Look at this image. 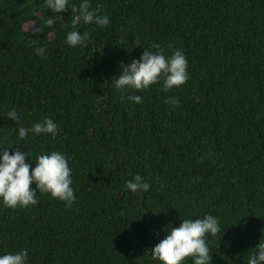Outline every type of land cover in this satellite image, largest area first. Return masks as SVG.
Listing matches in <instances>:
<instances>
[{
  "label": "trees",
  "instance_id": "obj_1",
  "mask_svg": "<svg viewBox=\"0 0 264 264\" xmlns=\"http://www.w3.org/2000/svg\"><path fill=\"white\" fill-rule=\"evenodd\" d=\"M89 4L107 27L76 23L67 8L58 16L44 0H0V147L33 163L63 153L76 196L71 207L41 193L34 206H0V254L26 250L28 264H159L151 250L162 229L207 214L219 221L206 237L210 264H246L264 239V0ZM73 30L89 35L83 46L65 43ZM146 49L181 51L188 79L122 100L120 65ZM46 117L55 137H18ZM136 174L147 192L126 189Z\"/></svg>",
  "mask_w": 264,
  "mask_h": 264
},
{
  "label": "clouds",
  "instance_id": "obj_2",
  "mask_svg": "<svg viewBox=\"0 0 264 264\" xmlns=\"http://www.w3.org/2000/svg\"><path fill=\"white\" fill-rule=\"evenodd\" d=\"M70 9L75 13L73 19L76 23H94L103 29L109 23L107 15H97L90 10L89 0H81L79 6L69 5V0H44V9H50L52 13L64 12ZM59 16V15H58ZM47 25L51 26L54 21L48 19ZM39 27L34 26L33 34L39 32ZM90 37L87 33L70 31L66 34L65 43L69 47L83 46ZM141 45L138 42L136 46ZM37 56L43 57L46 53L44 47H37ZM187 60L181 51L176 50L166 57L162 51L145 50L139 59H133L130 63H121L120 73L115 80L114 86L121 93V99H125L124 93L130 90H147L161 80L164 91L178 88L187 79ZM130 102L140 103L138 95H128ZM166 103L173 108L179 105L175 97L169 98ZM7 118L14 123L18 121L15 110L9 111ZM57 124L51 118H44L42 122L33 123L31 128L18 127L17 135L23 140L28 133L35 135L46 134L55 137ZM0 147V206L15 209L34 206L38 203L37 194H49L52 198L62 201L66 207H71L76 200L71 179V169L68 158L59 151H52L36 156L35 163L29 152L24 153ZM26 155L31 162H26ZM31 169V171H30ZM35 185L34 188L30 185ZM125 187L132 193L147 192L150 188L139 174L134 175L125 182ZM166 236L156 243L151 256L159 264H186L187 258H191L192 264H210V248L206 237L215 236L219 232V221L212 215H204L203 218L183 219L178 226L169 225ZM254 251L248 256L246 264H264V239L254 247ZM28 253L20 250L16 253L0 254V264H28Z\"/></svg>",
  "mask_w": 264,
  "mask_h": 264
},
{
  "label": "rangeland",
  "instance_id": "obj_3",
  "mask_svg": "<svg viewBox=\"0 0 264 264\" xmlns=\"http://www.w3.org/2000/svg\"><path fill=\"white\" fill-rule=\"evenodd\" d=\"M25 28H26V29H31V28H32V24H26V25H25Z\"/></svg>",
  "mask_w": 264,
  "mask_h": 264
},
{
  "label": "water",
  "instance_id": "obj_4",
  "mask_svg": "<svg viewBox=\"0 0 264 264\" xmlns=\"http://www.w3.org/2000/svg\"><path fill=\"white\" fill-rule=\"evenodd\" d=\"M108 123H110V122H108Z\"/></svg>",
  "mask_w": 264,
  "mask_h": 264
}]
</instances>
